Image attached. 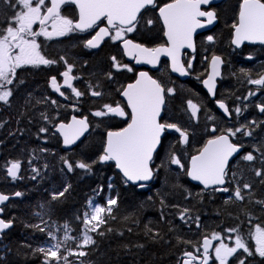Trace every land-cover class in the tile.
<instances>
[{
    "label": "trees",
    "instance_id": "obj_1",
    "mask_svg": "<svg viewBox=\"0 0 264 264\" xmlns=\"http://www.w3.org/2000/svg\"><path fill=\"white\" fill-rule=\"evenodd\" d=\"M238 5L239 0H226L220 6L217 12L218 24L210 33L215 37L214 42L209 43L205 37L196 40L195 60L193 67L189 69V78L186 82L173 83L175 80L171 81L166 68L152 75L165 87L173 86L176 89L173 97L166 96L162 120L177 123L189 132V144L184 146L178 145V137L175 134H166L163 140L164 147L160 149L161 158L169 145L176 144L178 154L187 165L191 155L196 154L213 135L210 131L213 126L218 128L216 134H219V129L238 127L253 120L264 121V113L256 107L257 104L264 103V88L247 83V78L240 71L248 70L253 79L264 72V47L246 46L235 51L230 46L233 31L231 24L236 19ZM13 11L0 3V28L6 27L5 20ZM145 13L154 16L153 11L146 10ZM153 31L158 42L161 35L157 24L153 26ZM83 37L85 40L89 38ZM135 38L137 39L136 36ZM83 41L76 34L55 41L38 40L41 54L57 60L58 63L17 69L14 83L9 85L13 90L10 103H0V165L8 160L18 159L22 162L19 174L21 178L15 181L9 179L4 168L0 167V193L7 195H13L17 191L23 193L4 206L1 218L15 219L13 227L0 240V264H42V254H34L33 249L48 247L55 242L47 236L49 229L62 239L65 235V224L68 225L67 235L75 238L68 241L67 246L77 250L76 244L82 237L83 213L89 200L103 205L107 198L112 196H118L119 199V207L115 210L116 219H109L108 223L102 226V230L105 231L103 237L97 233H90L97 242L96 245L83 249L88 252L85 257L68 256L70 263L182 264L184 252L190 251L198 255L200 248L199 251L197 248L205 235L210 238L213 232H217L222 239L226 235L235 237L236 233H228L225 229L237 226L246 243L254 248L248 234L254 225H264V209L249 202L247 197L243 202L225 204L229 193L203 191L189 183L187 176L174 165L170 171L161 168L156 179L145 189L126 185L115 172L112 163H95L91 172L82 169H76L71 173L67 171L61 161L62 156L72 162L83 160L91 163L103 152L106 133L110 130H119L126 125L127 121L124 118L95 117L92 112L104 103L113 106L119 103L122 106L119 90L133 79V75L127 71H116L112 67L110 59L112 56H116L124 64L117 44L108 42L97 52H90L83 48ZM213 54L222 57L224 66L215 99L211 101L202 90L201 82L206 76L207 61ZM61 55L74 65L73 75L79 77L74 80V87L83 93L81 97H76L67 92L68 102L61 101L48 88L50 78L56 76L62 67V61L59 60ZM248 56L253 59H247ZM108 72L112 73L111 80L106 77ZM21 80L22 84L19 83ZM92 90L101 91L103 95L94 97L90 94ZM250 91H257L258 97L248 96ZM46 98L59 100L57 104L51 105ZM188 99L201 105V111L195 120L185 111ZM217 100H223L232 110L229 121L217 112L215 107ZM236 107L241 108V114L235 113ZM41 113L47 115L49 119L45 121ZM73 116L87 117L90 132L73 150L64 152L59 138L53 134V129L61 122H68ZM208 116L215 119L209 120ZM41 127L47 128L48 131L40 133ZM254 137L255 140L238 133L237 138H234L233 142L245 145L241 155L251 151L253 143L264 138V124L256 128ZM238 159L232 162V170L238 171L239 167H244V178L253 183L254 199H264V186L259 184V178L247 170L246 162L241 161L240 165H237ZM160 163L161 159L157 158L153 166ZM260 166L257 161L255 167ZM32 167H36L40 172L35 180L31 179L36 175L32 172ZM228 179L231 180V174ZM177 182L183 185V188L173 190L171 186ZM69 184L71 188L64 197L58 201H51V192L63 190V187ZM109 184H112V188L108 187ZM226 186L232 188L234 184L228 183ZM100 188H103V191H99ZM184 189L192 193L188 199H184L187 194ZM158 192L170 193L165 197L167 203L179 205V208L162 209ZM149 196H152L153 200H148ZM41 205H44L43 210L48 212L42 218L35 214L42 211ZM180 208L191 209L188 216L193 219L186 218V221H181ZM161 212L165 217L163 220ZM248 213L251 214L250 217ZM125 216L131 218L125 220ZM196 216L200 217L199 228L194 221ZM35 224L45 228V232L26 227ZM145 224L153 230L150 236L158 235L151 239L145 236ZM108 228L114 231L108 232ZM121 232L123 235L119 234ZM178 237L192 243L178 242ZM139 244L144 247H136ZM124 245L128 247L125 248ZM61 251L67 255L64 246ZM230 264H237V261L232 258ZM246 264H264V260L258 256L248 257Z\"/></svg>",
    "mask_w": 264,
    "mask_h": 264
},
{
    "label": "snow or ice",
    "instance_id": "obj_2",
    "mask_svg": "<svg viewBox=\"0 0 264 264\" xmlns=\"http://www.w3.org/2000/svg\"><path fill=\"white\" fill-rule=\"evenodd\" d=\"M211 2L212 0H169L160 6L157 4V0H50V4L46 5V0H0V3L14 10L13 14L5 20L6 27L0 28V102L10 103L13 90L9 85H13L17 69L24 66L39 67L58 63L57 60L46 58L41 54L37 37L43 36L52 40L73 33H85L95 29L98 22L102 20L106 21V26L99 27V30L91 35V38L84 40V48L96 49L100 47L105 38H108L113 42H121L124 54L134 59L137 64L144 63L155 66L161 56H166L171 61L172 72L187 76L189 75L188 69H191L193 64L191 60L187 62L186 66L181 62L182 49L187 48L194 51L193 34L197 29L212 25L218 19L215 10H203L202 8ZM69 4L75 5L78 10V19H73L62 13V8ZM149 7L158 8V16L163 24V35L166 37V43L155 47H147L127 38L129 33L138 30L142 20L149 27L155 23L153 19L147 18L145 20L143 16V12ZM37 24L39 30H34L33 26ZM231 28L233 29L231 44L237 48L241 47L244 42L264 45V0H240L238 13L231 24ZM206 39L212 43L215 37L209 35ZM110 59L112 67L116 71L121 69L133 71L128 65L122 64L116 56H112ZM247 59L251 60L253 57L248 56ZM59 60L63 61L65 65V70L60 73V76L63 77V83H59L57 77L52 76L50 87L65 98L67 96L61 91L65 87L70 89L76 97H81L83 93L73 86V81L79 78L73 75L74 65L69 63L63 55L59 57ZM223 63L221 56L213 54L210 60L211 72L206 79L202 80V84L211 96H215L216 78L221 76ZM240 71L247 78V83L264 88V72L259 73L257 78L253 79L248 70L241 69ZM106 77L111 80L113 78L112 73L108 72ZM19 83L22 84L23 81L21 80ZM119 91L126 98L127 107L131 109V118L127 126L118 131L110 130L107 132L103 152L97 160L91 163L83 160L72 162L69 158L62 156L61 161L69 173L76 169L91 172L92 165L95 163L114 161L115 167L122 173L126 185L130 182L140 189H145L148 188L147 182L156 179L161 168L170 171L171 166L174 165L192 181H197L203 185L204 190L211 189L213 192L229 193L225 204L243 202L247 197L249 202L260 205L264 209V199H254L253 183L244 178V167H239L238 171H233L231 163L233 159L239 156L236 161L237 165H240L241 161L246 162L247 170L253 172L254 176L259 178V184L264 186V138L253 143L252 150L243 155L240 153L245 145L233 142L238 133L255 140L256 128L264 124V121L253 120L238 127L219 129V134H216L218 128L213 126L210 129L213 135L197 150L196 154L191 155L188 164L185 165L181 155L178 154L176 144L169 145L165 149L164 156L160 157V149L164 147L165 133L169 130L178 133V145L189 144V132L186 128L177 123L163 121L161 117L166 106V96L175 95V88L165 87L161 82L149 76L147 72L142 71L134 83L128 84L127 87ZM90 94L94 97L103 95L101 91L96 90H92ZM255 94V92L250 91L248 96ZM247 98L244 97V99ZM237 99L240 98L237 97ZM52 103L57 104V101L53 100ZM216 104L225 116H231L232 110L223 100H217ZM186 105L191 118L197 119L201 105L193 102L192 99H188ZM256 107L261 113H264V103L257 104ZM234 111L239 115L242 110L240 107H236ZM92 115L95 117H125L126 112L119 103L115 106L104 103L99 109L93 111ZM41 116L45 121L49 119L44 113H41ZM207 119L213 120L215 117L208 116ZM251 125H255V127H251ZM88 128V118H77L76 116H73L69 123L61 122L55 126L56 132L63 137L65 146L74 144ZM47 131L48 129L45 127L39 129L40 133ZM41 151H46V149H41ZM157 158L161 159V163L153 166L154 160ZM257 161H259L260 167H255ZM0 167L4 168L6 175L11 180L15 181L21 178L19 174L22 162L20 160H8ZM31 170L36 174L31 179L35 180L40 172L36 167H32ZM230 174L231 180L228 179ZM228 183H233L234 187L225 186ZM108 187L112 188V184H109ZM171 187L173 190H179L183 188V185L177 182ZM70 188L71 185L69 184L64 186L63 190L51 192V201L60 200L69 192ZM99 191H103V188H100ZM184 191L187 193L184 199L192 196V193L188 192L187 189ZM169 194L167 192L157 193L160 197L161 208H179V205L167 203L165 197ZM13 195L20 197L23 193L17 191ZM10 198L9 195L0 193V206L5 205ZM148 200H153V197L149 196ZM88 203L90 210L83 213L82 239L76 244L77 250L67 246L68 241L75 239L67 235V224L64 225L65 235L62 239H59L49 229L47 236L55 243L48 247L33 249L34 254H42V264H61V261L63 264H70L68 256L85 257L88 252L83 249L96 245L97 242L89 233H97L101 237L105 235L102 226L106 225L109 219H116L115 210L119 207L118 196L107 198L103 205L92 200H89ZM41 209V212L35 214L42 218L48 212L43 210L44 205H41ZM4 210V207H0V216ZM190 211L189 208H180L179 219L181 221H186V218L193 219L188 216ZM248 215L251 216L250 213ZM130 218L129 216L124 217L125 220ZM14 219L0 218V234L13 227ZM163 219L165 217L161 212V220ZM194 221L199 228L201 226L200 217L196 216ZM26 227H32L41 233L45 232V228L40 227L39 224L26 225ZM107 231L112 232L114 229L108 228ZM128 231H132V229H128ZM225 231L236 233L234 246H229L219 233L213 232L210 238L205 235L202 244L198 246V251L200 247L203 249L200 256L190 251L183 253L185 257L183 264H194V262L195 264H209L213 256L217 264H230V258H234L237 264H246L247 258L253 256H258L264 260V225H254L248 234L249 239L254 241V248L246 243L245 238L240 234L239 226L225 229ZM152 232V228L145 224L144 235L149 236L150 239L154 238V235H158L150 236ZM119 234L123 235L122 232ZM177 240L178 242L192 243L179 237ZM214 240L219 241V243L213 245ZM62 246L65 247L67 255L62 253ZM124 247L127 248L128 245H124ZM136 247L143 248L144 245L139 244ZM210 249H213L211 253Z\"/></svg>",
    "mask_w": 264,
    "mask_h": 264
},
{
    "label": "flooded vegetation",
    "instance_id": "obj_3",
    "mask_svg": "<svg viewBox=\"0 0 264 264\" xmlns=\"http://www.w3.org/2000/svg\"><path fill=\"white\" fill-rule=\"evenodd\" d=\"M167 2H169V0H157V4L158 5H160V6H162L164 3H167ZM226 2V0H224L222 3H220L219 5H216V6H214V7H209V9H203V10H215L216 11V13L218 12V10L220 9V6L221 5H223V3H225ZM239 3H240V0H239ZM49 4V2H48V0H46V5H48ZM66 9H71V10H66ZM238 9H239V5H238ZM147 10H150V11H153V14H154V16H150L149 14H146L145 13V11L143 12V16H144V18H145V20L147 19V18H151V19H153L154 21H155V23L151 26V27H149V26H147L146 25V23L142 20V22H141V24L139 25V27H138V30L137 31H135V32H133V33H129L128 35H127V38L128 39H131V40H133L134 42H136V43H140V44H143V45H145V46H147V47H155V46H157V45H159V44H163V43H166V41H165V38H164V35H163V27H162V25H161V22H160V20H159V18H158V16H157V12H158V8L157 9H153V8H151V7H149ZM62 13L64 14V15H67V16H69V17H71V18H73V19H78V13H77V10H76V8L74 7V6H71V5H66V6H64L63 8H62ZM145 13V14H144ZM237 13H238V11H237ZM155 24H157V26H158V28H159V33H160V35L161 36H159V39H158V42H156V39H157V37H155L154 36V34H155V32L153 31L152 32V30H153V26H155ZM217 24H218V19H217ZM217 24H216V26H217ZM104 26H106V21H100V22H98V26L95 28V29H93V30H89L88 32H85V33H73V34H76V35H78V38L79 39H81V40H85V37H83V36H88L89 38H91V35H94L95 34V32L96 31H98L99 30V27H104ZM216 26L214 27V29L216 28ZM213 29V30H214ZM212 30V31H213ZM233 30V29H232ZM212 31H210V32H208V33H204V34H200V35H197L195 38H194V46H195V50H194V55H190V54H188L187 52H183V54H182V61H183V63L185 64V66L187 65V60H191V62H192V64L194 63V60H195V51H196V40L198 39V38H200V37H205V38H207V36H209L210 35V33L212 32ZM233 32V31H232ZM73 34H70L69 36H71V35H73ZM81 35H83V36H81ZM135 36L137 37V39L135 38ZM66 37H68V36H66ZM231 37H232V33H231ZM62 38H65V37H56V38H53L52 39V41H55V40H59V39H62ZM38 40H48V39H46L45 37H43V36H41V37H39L38 38ZM38 40H37V42H38ZM113 43V44H117V48H118V50L120 51V53H121V56H122V58H123V61H124V64H126V65H128L129 67H131L132 69H133V71H131V72H129V71H127L126 69H121V70H123V71H127L129 74H132L133 75V79L128 83V84H130V83H132L134 80H135V77H136V75H137V73H139V72H142V71H147V72H149V74H150V76L152 77V78H154L152 75L153 74H156V73H158L159 71L161 72V70L162 69H164V68H166V70H167V73H168V75H169V77L171 78V81L172 80H175V82H173V83H177V82H181V81H179L178 79H176V78H173L172 76H171V74H170V72H169V68H168V63L165 61V60H162L161 62H160V64H159V67H158V69L156 70V71H154V72H150L149 70H146L145 68H135V67H133V63H131V62H127L125 59H124V56H123V52H122V50H121V48H120V44H121V42H119V41H117V42H113V41H111L110 39H106L105 41H104V43L102 44V46L104 45V44H106V43ZM144 42V43H143ZM156 43H159V44H156ZM101 46V47H102ZM230 46H231V39H230ZM100 47V48H101ZM249 47H257V46H249ZM260 47H262V46H260ZM84 48V47H83ZM99 48V49H100ZM231 48H232V46H231ZM86 49V48H85ZM98 49V50H99ZM233 49V48H232ZM86 50H88V51H90V52H97L98 50H96V51H93V50H91V49H86ZM234 50V49H233ZM211 58V57H210ZM210 58L208 59V61L210 60ZM208 61H207V64H208ZM43 66V65H42ZM62 67H60L61 69L58 71V73H57V75H56V77H57V80H58V82L59 83H63V77H61L60 76V73L61 72H63L64 70H65V65H64V62L62 61V65H61ZM223 66H224V63H223ZM188 72H189V69H188ZM206 75H207V69H206ZM206 77V76H205ZM155 79V78H154ZM205 79V78H204ZM188 80V79H187ZM186 80V81H187ZM186 81H184V82H186ZM184 82H181V83H184ZM220 82V81H219ZM202 83V82H201ZM128 84H126V85H128ZM218 84V83H217ZM125 85V86H126ZM48 88H49V90L51 91V92H53V93H55L56 95H57V97H59V99L61 100V101H65V102H68L69 100H68V98H65V96H61L59 93H57V92H55V91H53L52 90V88L50 87V81H49V83H48ZM73 86H74V81H73ZM125 86H124V88H125ZM170 87V86H169ZM171 87H173V86H171ZM174 88V87H173ZM176 90V89H175ZM203 90V89H202ZM61 91H63L64 93H65V95H66V93L68 92H70L71 93V90L70 89H67L66 87L65 88H62L61 89ZM253 92H255L256 94L253 96V97H258V93H257V91H253ZM206 94V93H205ZM174 96V95H173ZM173 96H169V97H173ZM58 99V100H59ZM119 99H120V95H119ZM46 100H48V103L49 104H51V105H53V103H52V101L53 100H55V101H58V100H56V99H47L46 98ZM50 100V101H49ZM120 101L122 102V106L121 107H123L124 108V110H125V104H124V102L120 99ZM0 103H2V102H0ZM216 103V102H215ZM185 111L191 116V114L187 111V106H186V109H185ZM125 112H126V110H125ZM121 118H124L127 122L129 121V115H128V113L126 112V116L125 117H121ZM120 119V118H119ZM195 120V119H194ZM127 124V123H126ZM211 134H213V133H211ZM241 155V154H240ZM237 158H239V156L237 157ZM236 158V159H237ZM236 159H234V161L236 160ZM233 161V162H234ZM248 166V165H247ZM219 243V241H216V244H218ZM215 244V245H216ZM213 258H214V256H213ZM212 258V259H213ZM210 260V264H212V262H213V260ZM195 264V263H194Z\"/></svg>",
    "mask_w": 264,
    "mask_h": 264
},
{
    "label": "water",
    "instance_id": "obj_4",
    "mask_svg": "<svg viewBox=\"0 0 264 264\" xmlns=\"http://www.w3.org/2000/svg\"><path fill=\"white\" fill-rule=\"evenodd\" d=\"M224 0H212V2L209 4V5H205V6H202V8L203 9H209V7H214V6H216V5H219L220 3H222ZM48 2H49V4H50V0H48ZM69 5H71V4H69ZM71 6H74L75 7V5H71ZM77 10V9H76ZM77 13H78V10H77ZM157 16H158V12H157ZM158 18H159V16H158ZM160 20V19H159ZM161 22V25H162V27H163V24H162V21H160ZM216 24H217V20L212 24V25H206V27H204V28H201V29H197L196 30V32L193 34V40H194V38L197 36V35H200V34H204V33H208V32H210V31H212L213 29H214V27L216 26ZM165 38V41H166V37H164ZM106 39H108V38H105V40ZM231 39H232V37H231ZM104 40V41H105ZM104 41H102L101 42V45H100V47L102 46V44L104 43ZM231 46H232V48L234 49V50H240L242 47H244V46H263L264 47V45H261V44H259V43H250V42H244L242 45H241V47H239V48H237L235 45H232L231 44ZM100 47H98V48H96V49H91V50H93V51H96V50H98ZM120 48H121V50H122V52H123V56H124V59L127 61V62H131V63H133V67H135V68H145L146 70H149L150 72H154V71H156L157 69H158V67H159V64H160V62L162 61V60H165L167 63H168V68H169V72H170V74H171V76L173 77V78H176V79H178L179 81H181V82H184V81H186L188 78H189V75H187V76H181L179 73H176V72H172L171 71V61H170V59L168 58V57H166V56H161L160 57V60L158 61V63L155 65V66H153V65H150V64H144V63H140V64H137L136 63V61L134 60V59H132L131 57H129V56H126L125 54H124V51H123V48H122V46H121V44H120ZM183 52H187L188 54H190V55H194V51L192 50V49H182V54H183ZM210 60H211V58H210ZM210 60L208 61V64H207V75L211 72V68H210ZM181 62L183 63V61H182V56H181ZM222 69H223V64L221 65V75H222ZM143 72H147V71H143ZM140 73V72H139ZM139 73H137V75H136V77H135V80L132 82V83H134L135 81H136V79L138 78V74ZM148 74H149V72H147ZM207 75H206V77H205V79L207 78ZM149 76H150V74H149ZM154 79V78H153ZM221 80V76L220 77H217L216 78V89H215V94H216V90H217V87H218V82ZM125 87H127V85L125 86ZM201 87H202V89H203V91L206 93V95L208 96V98L211 100V101H213L214 99H215V96H211V95H209L208 94V92H207V89L204 87V85L201 83ZM120 99L124 102V104H125V110H126V112L128 113V115H129V121H130V118H131V109L130 108H128L127 107V100H126V98L125 97H123L121 94H120ZM216 108H217V111L225 118V119H227V120H229L230 119V117L229 116H225L224 115V113H223V111L221 110V109H219L218 108V106H217V104H216ZM163 116V112H162V114H161V117ZM117 117V116H116ZM78 118V117H77ZM118 118H121V117H118ZM71 120H72V117L69 119V121L67 122V123H69V122H71ZM128 121V122H129ZM58 125V124H57ZM127 126V125H126ZM125 126V127H126ZM89 131H90V128H88V130L84 133V135H82L81 137H80V139H78L74 144H72V145H69V146H65L64 144H63V137L62 136H60V134L58 133V132H56V130H55V128H54V130H53V133L56 135V136H58V138H59V140H60V142H61V149H62V151H64V152H69V151H71V150H73L86 136H87V134L89 133ZM118 131V130H117ZM212 133V132H211ZM166 134H175L176 136H178V133H175L174 131H172V130H169L168 132H166L165 133V135ZM106 138H107V133H106V136H105V141H106ZM241 153H242V150H241ZM240 153V154H241ZM238 157V156H237ZM236 157V158H237ZM235 158V159H236ZM190 160V159H189ZM234 161V159L232 160V162ZM107 163H112L113 165H114V169H115V172L117 173V174H119L120 175V177L124 180V178H123V176H122V173H120V171L115 167V162L114 161H109V162H106L105 164H107ZM10 178V177H9ZM11 179V178H10ZM187 179H188V181H189V183H191L192 185H194V186H197V187H199V188H201L203 191H205V192H207V191H210L211 189H207V190H204L203 189V185H201V184H199V182H197V181H192L190 178H188L187 177ZM152 182L153 181H151V182H147L148 183V187L152 184ZM127 185H130V186H135V187H137L136 185H133V184H131L130 182L127 184ZM226 186V185H225ZM11 198H10V200H14V199H17L18 197H15L14 195H9ZM9 200V201H10ZM9 201H7L6 202V204L5 205H3V206H0V207H4V206H6L7 205V203L9 202ZM0 218H1V216H0ZM10 230V229H9ZM9 230H7L6 232H8ZM5 232V233H6ZM5 233H3V234H0V240H1V238H2V236L5 234ZM203 241V240H202ZM215 240L213 241V245L215 244ZM201 244H202V242H201ZM210 251V253L212 252V249H210L209 250ZM203 252V249H202V247H201V253ZM200 253V254H201ZM184 259H185V257H184ZM195 263V262H194ZM210 263V262H209ZM182 264H183V261H182Z\"/></svg>",
    "mask_w": 264,
    "mask_h": 264
},
{
    "label": "rangeland",
    "instance_id": "obj_5",
    "mask_svg": "<svg viewBox=\"0 0 264 264\" xmlns=\"http://www.w3.org/2000/svg\"><path fill=\"white\" fill-rule=\"evenodd\" d=\"M33 28H34V30H39V25L37 24V25H34L33 26ZM41 37V36H40ZM38 38L39 37H37L36 39L38 40ZM38 43V42H37ZM190 113V112H189ZM88 210H90L89 209V203L87 204V209L85 210V211H88ZM84 211V212H85ZM90 234V233H89ZM81 239H82V237H81ZM234 239H235V237H232L231 235H226L225 236V238L223 239L224 240V242L225 243H227V244H229V246H234ZM53 243H55V242H53ZM252 244H253V246H254V241H252ZM241 252H242V250H241ZM213 260V262H212V264H217V262H215L214 261V258L212 259ZM232 260V258H230V261ZM70 264H79V263H70Z\"/></svg>",
    "mask_w": 264,
    "mask_h": 264
},
{
    "label": "crops",
    "instance_id": "obj_6",
    "mask_svg": "<svg viewBox=\"0 0 264 264\" xmlns=\"http://www.w3.org/2000/svg\"><path fill=\"white\" fill-rule=\"evenodd\" d=\"M244 47H246V46H244ZM263 47V46H262ZM243 48V47H242ZM235 51H239V50H235ZM223 70V69H222ZM221 79H222V75H221ZM215 107H216V103H215ZM216 110H217V108H216ZM218 112V111H217ZM219 113V112H218ZM220 114V113H219ZM221 115V114H220ZM222 116V115H221ZM224 118V117H223ZM225 119V118H224ZM225 120H227V119H225ZM230 120V119H229ZM229 120H227V121H229ZM242 152H243V149H242ZM242 154V153H241Z\"/></svg>",
    "mask_w": 264,
    "mask_h": 264
}]
</instances>
